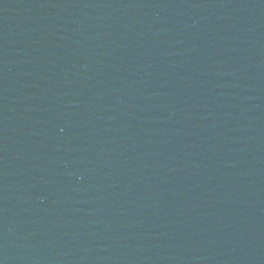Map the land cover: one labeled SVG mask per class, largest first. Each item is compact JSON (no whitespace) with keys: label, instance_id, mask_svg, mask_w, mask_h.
<instances>
[{"label":"water","instance_id":"water-1","mask_svg":"<svg viewBox=\"0 0 264 264\" xmlns=\"http://www.w3.org/2000/svg\"><path fill=\"white\" fill-rule=\"evenodd\" d=\"M0 264H264V0H0Z\"/></svg>","mask_w":264,"mask_h":264}]
</instances>
